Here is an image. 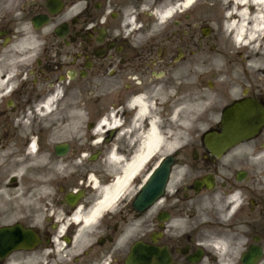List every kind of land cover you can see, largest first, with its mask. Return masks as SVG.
<instances>
[{"label":"flooded vegetation","instance_id":"1","mask_svg":"<svg viewBox=\"0 0 264 264\" xmlns=\"http://www.w3.org/2000/svg\"><path fill=\"white\" fill-rule=\"evenodd\" d=\"M182 1L0 0V264H264V126L219 157L203 141L228 107L264 113L259 56L249 67L226 52L228 83L208 88L216 125L173 152L154 202L134 207L139 181L104 201L111 170L132 157L136 89L222 38L223 15L206 38L191 8L159 18ZM91 90L105 91L86 122L101 130L57 140L56 119Z\"/></svg>","mask_w":264,"mask_h":264},{"label":"rangeland","instance_id":"2","mask_svg":"<svg viewBox=\"0 0 264 264\" xmlns=\"http://www.w3.org/2000/svg\"><path fill=\"white\" fill-rule=\"evenodd\" d=\"M227 0H195L193 13L194 16L200 13L199 25H195L197 29V37L199 28L210 27V19L216 16H222L229 6ZM196 20V19H195ZM226 21V19H225ZM200 26V27H199ZM164 27L158 26L156 29L162 30ZM229 36L227 32L222 33V38H218L216 49L213 53L210 51V40L204 39L201 42L200 50L194 55H190L182 62L167 78H152L151 83L154 86L141 88L139 92L145 93L152 100V116L155 118L156 113L160 112L158 124L161 132L166 137V143L161 147L157 156H165L172 153L179 146L186 145L193 133L192 130L198 129L203 132L206 128L215 126L217 118L210 116L207 119V113L212 105L211 92L207 89V82H214L216 87L226 84L227 78L223 75L226 66V57L232 55H240L244 60L248 61V66H252L249 59L253 56H261L264 64V48L251 50L250 46L246 49H237L228 43ZM229 50V51H228ZM225 53V55L223 53ZM224 55V56H223ZM105 91L91 90L84 97L83 102L76 103L71 112L65 111L64 117H58L57 127L63 120L67 118L68 123L72 124L62 129L63 132L72 130L89 131L87 128V119L91 118L95 109L102 104ZM202 101V105L198 109L181 112L177 119H171V112L175 106L180 105L178 102L185 104L186 101ZM69 115V117H68ZM61 133V132H60ZM59 132L57 139L61 140L70 137H79L82 135H68ZM131 144V150L133 149ZM155 157V159L157 158ZM133 191L130 192L132 194Z\"/></svg>","mask_w":264,"mask_h":264},{"label":"bare ground","instance_id":"3","mask_svg":"<svg viewBox=\"0 0 264 264\" xmlns=\"http://www.w3.org/2000/svg\"><path fill=\"white\" fill-rule=\"evenodd\" d=\"M229 2V15L226 23V31L229 34L232 45L250 46L251 50L264 48L261 35L264 33V0H227ZM195 0H184L176 7L184 10L192 7ZM175 9L166 8L159 14L160 19H168L175 14ZM172 111V119H177L181 112L188 113L198 109L202 104L199 101L178 102ZM137 106L136 116L133 119V126L136 130L134 140V152L126 164L117 166L114 170L113 184L104 191V201L112 199L116 195H122L128 188L130 182L139 176L145 169L146 164L158 153L166 143L165 135L160 131L158 119L152 114V104L144 96H138L130 101V106ZM48 107H46L47 109ZM72 122L59 125L55 128L56 133L61 131ZM112 126H116V121L112 120ZM142 127V130H141ZM96 132L100 127L94 129ZM141 130V131H140ZM97 143V142H96ZM117 163L121 160L112 157ZM95 182L94 180H92Z\"/></svg>","mask_w":264,"mask_h":264},{"label":"water","instance_id":"4","mask_svg":"<svg viewBox=\"0 0 264 264\" xmlns=\"http://www.w3.org/2000/svg\"><path fill=\"white\" fill-rule=\"evenodd\" d=\"M206 34V31H203ZM253 109V108H251ZM248 107L236 106L224 114V120L222 122V132L210 133L205 136L204 142L208 149L213 153L224 151L231 145H234L244 139L249 138L255 134L259 128L264 124V121L248 120V121H235L230 120V115H244V111H247L250 116L258 115ZM256 118H259L258 116ZM172 158H165L159 166L153 170V174L146 181L139 192V195L135 201V205L147 202L150 196L158 194L161 191L163 184H165L170 172V166ZM158 192V193H157Z\"/></svg>","mask_w":264,"mask_h":264}]
</instances>
